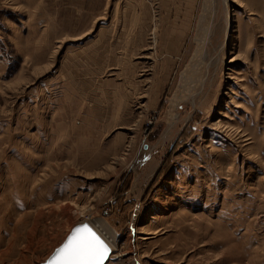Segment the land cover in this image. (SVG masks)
I'll return each instance as SVG.
<instances>
[{
    "label": "rangeland",
    "instance_id": "rangeland-1",
    "mask_svg": "<svg viewBox=\"0 0 264 264\" xmlns=\"http://www.w3.org/2000/svg\"><path fill=\"white\" fill-rule=\"evenodd\" d=\"M159 2L0 0V264H264V0Z\"/></svg>",
    "mask_w": 264,
    "mask_h": 264
},
{
    "label": "snow or ice",
    "instance_id": "snow-or-ice-1",
    "mask_svg": "<svg viewBox=\"0 0 264 264\" xmlns=\"http://www.w3.org/2000/svg\"><path fill=\"white\" fill-rule=\"evenodd\" d=\"M108 255L107 243L84 224L74 229L63 246L57 249L49 264H104Z\"/></svg>",
    "mask_w": 264,
    "mask_h": 264
},
{
    "label": "crops",
    "instance_id": "crops-1",
    "mask_svg": "<svg viewBox=\"0 0 264 264\" xmlns=\"http://www.w3.org/2000/svg\"><path fill=\"white\" fill-rule=\"evenodd\" d=\"M192 1L193 0H160L159 11H161L162 13L161 20L163 21V28H167L168 30H175V28H177L178 26L174 24L175 17H171V15H175L176 12L178 13V15H180V13L182 12L180 11L181 9L185 10L183 13H190V5L193 3ZM164 22H167V24H165ZM171 33L173 32L169 31L168 34ZM162 44H166L168 46L162 48V50L176 51L179 49L178 45L180 44V42H178V39L175 38V34H172V36L167 39V42H162Z\"/></svg>",
    "mask_w": 264,
    "mask_h": 264
},
{
    "label": "water",
    "instance_id": "water-1",
    "mask_svg": "<svg viewBox=\"0 0 264 264\" xmlns=\"http://www.w3.org/2000/svg\"><path fill=\"white\" fill-rule=\"evenodd\" d=\"M84 224H87L89 227H91L98 235L101 236V238L107 243L108 247H109V255H108V258L104 261V264L108 261V259L110 258L111 256V253H112V246L110 245V243L108 242V240L88 221H83L81 223H77L76 225H74L72 227V229L70 230V232L67 234V236L65 237V239L61 242L60 245H58L54 251L49 255V257L43 261L41 264H49V262L51 260H53L55 254H56V251L57 249L61 248L63 246V244L68 240V238L72 235L74 229L80 227L81 225H84Z\"/></svg>",
    "mask_w": 264,
    "mask_h": 264
},
{
    "label": "bare ground",
    "instance_id": "bare-ground-1",
    "mask_svg": "<svg viewBox=\"0 0 264 264\" xmlns=\"http://www.w3.org/2000/svg\"><path fill=\"white\" fill-rule=\"evenodd\" d=\"M227 6H228V0H225V9H226V13H227V25H228V29H229V27H230V24L232 23V21H231V23H230V15L228 16V11H227ZM227 38H229V37H227ZM103 224V226H104V229L106 230V231H108L110 234H112V237H115V234L113 233V231L110 229V228H107L108 226L105 224V223H102ZM97 229V228H96ZM109 229V230H108ZM98 230V229H97ZM99 230H101V229H99ZM98 230V231H99ZM101 233V232H100ZM103 234H104V232H102ZM108 233V234H109ZM107 234V233H106ZM104 236H105V234H104ZM108 242L110 243V245L112 246L113 245V243H112V240H108Z\"/></svg>",
    "mask_w": 264,
    "mask_h": 264
}]
</instances>
